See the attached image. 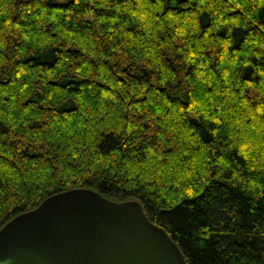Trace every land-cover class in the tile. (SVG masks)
Wrapping results in <instances>:
<instances>
[{
  "label": "trees",
  "instance_id": "1",
  "mask_svg": "<svg viewBox=\"0 0 264 264\" xmlns=\"http://www.w3.org/2000/svg\"><path fill=\"white\" fill-rule=\"evenodd\" d=\"M76 187L264 264V0H0V227Z\"/></svg>",
  "mask_w": 264,
  "mask_h": 264
},
{
  "label": "water",
  "instance_id": "2",
  "mask_svg": "<svg viewBox=\"0 0 264 264\" xmlns=\"http://www.w3.org/2000/svg\"><path fill=\"white\" fill-rule=\"evenodd\" d=\"M0 264H188L137 199L76 187L53 193L0 227Z\"/></svg>",
  "mask_w": 264,
  "mask_h": 264
}]
</instances>
